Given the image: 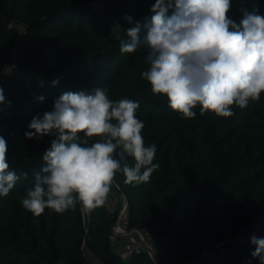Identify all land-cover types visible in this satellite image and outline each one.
<instances>
[{"label": "trees", "instance_id": "trees-1", "mask_svg": "<svg viewBox=\"0 0 264 264\" xmlns=\"http://www.w3.org/2000/svg\"><path fill=\"white\" fill-rule=\"evenodd\" d=\"M154 3L0 0V87L6 97L0 135L10 169L28 174L0 196V264H186L205 250L213 254L200 264H261L252 256L251 238H264V220L258 231L241 235L264 216V93L246 108L234 106L231 117L201 115L199 106L194 118L173 111L141 76L149 67L146 51H120L126 30L150 19ZM241 6L264 15V0H232L229 16L237 22ZM114 20L122 38L113 36ZM94 88L106 89L113 101L138 102L145 146H156L153 163L159 167L148 182L127 184L119 172L115 182L128 199L129 227L149 232L159 262L147 252L128 259L115 252V216L105 205L83 211L78 203L64 213L46 208L40 216L22 205L54 138H26L28 124L51 111L63 92ZM127 159L134 166V158Z\"/></svg>", "mask_w": 264, "mask_h": 264}, {"label": "clouds", "instance_id": "clouds-1", "mask_svg": "<svg viewBox=\"0 0 264 264\" xmlns=\"http://www.w3.org/2000/svg\"><path fill=\"white\" fill-rule=\"evenodd\" d=\"M231 9L232 0H155L150 19L126 30L121 53L146 51L149 67L141 76L183 118H194L198 106L201 115L231 117L234 106L246 108L264 93V15L241 6L237 22L229 16ZM5 101L0 87V105ZM138 108V102L113 101L106 89L94 88L65 91L51 111L34 116L25 137L54 138L23 207L35 216L46 208L74 210L78 203L91 211L105 204L118 172L127 184L148 182L159 167L153 163L157 149L145 146ZM7 153V141L0 135V196L28 175L10 169ZM128 157L134 158V166ZM251 243L256 246L252 256L264 264V238L253 235Z\"/></svg>", "mask_w": 264, "mask_h": 264}, {"label": "built area", "instance_id": "built-area-1", "mask_svg": "<svg viewBox=\"0 0 264 264\" xmlns=\"http://www.w3.org/2000/svg\"><path fill=\"white\" fill-rule=\"evenodd\" d=\"M22 32V29L20 28ZM106 209L115 216V230L112 229L115 252L120 254L124 259L130 258L134 254L147 252L156 262H159L157 255L156 243L149 232L145 230L131 229L128 225V204L125 198L117 192L110 191L104 204ZM264 216L257 220L243 235L258 231L263 226ZM213 254L212 250H205L201 257L186 264H200L206 260L207 256Z\"/></svg>", "mask_w": 264, "mask_h": 264}, {"label": "rangeland", "instance_id": "rangeland-1", "mask_svg": "<svg viewBox=\"0 0 264 264\" xmlns=\"http://www.w3.org/2000/svg\"><path fill=\"white\" fill-rule=\"evenodd\" d=\"M112 32H113V36L116 38H122V36L124 35L122 32V27H121V25H119L117 20H114V28H113ZM110 191L117 192L118 194H120L119 191H117V188L115 187L114 184H113ZM96 263L99 264L98 262H96Z\"/></svg>", "mask_w": 264, "mask_h": 264}, {"label": "water", "instance_id": "water-1", "mask_svg": "<svg viewBox=\"0 0 264 264\" xmlns=\"http://www.w3.org/2000/svg\"><path fill=\"white\" fill-rule=\"evenodd\" d=\"M114 184L117 185L115 181H114ZM122 194H123V196H124V198H125V202L128 204V199H127V197L125 196V194H124L123 192H122ZM262 215H263V214H262ZM262 215L260 216V219L263 217ZM112 229L115 230V226L112 227Z\"/></svg>", "mask_w": 264, "mask_h": 264}]
</instances>
